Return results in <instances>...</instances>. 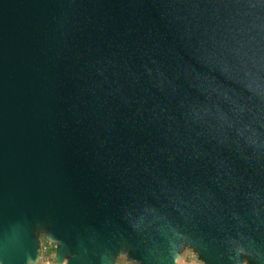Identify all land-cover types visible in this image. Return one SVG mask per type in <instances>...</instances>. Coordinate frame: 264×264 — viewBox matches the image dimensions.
<instances>
[{"label":"water","instance_id":"1","mask_svg":"<svg viewBox=\"0 0 264 264\" xmlns=\"http://www.w3.org/2000/svg\"><path fill=\"white\" fill-rule=\"evenodd\" d=\"M264 264V0H0V264Z\"/></svg>","mask_w":264,"mask_h":264},{"label":"crops","instance_id":"2","mask_svg":"<svg viewBox=\"0 0 264 264\" xmlns=\"http://www.w3.org/2000/svg\"><path fill=\"white\" fill-rule=\"evenodd\" d=\"M42 264H50L49 262H43ZM180 264H190V262L188 261V259H184L182 261H180ZM191 264H194L193 262Z\"/></svg>","mask_w":264,"mask_h":264}]
</instances>
